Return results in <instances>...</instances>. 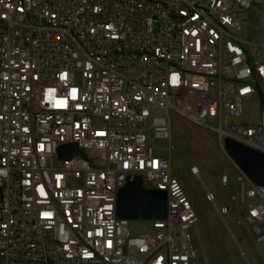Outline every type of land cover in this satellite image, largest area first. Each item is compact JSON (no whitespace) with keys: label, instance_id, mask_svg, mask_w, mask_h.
Instances as JSON below:
<instances>
[{"label":"built area","instance_id":"built-area-1","mask_svg":"<svg viewBox=\"0 0 264 264\" xmlns=\"http://www.w3.org/2000/svg\"><path fill=\"white\" fill-rule=\"evenodd\" d=\"M242 2L0 0V264H208L197 207L171 157L148 145L171 139L172 112L218 136L237 173L219 178L222 206L191 174L242 240L264 243V186L250 187L225 147L264 150V12L251 41ZM257 102V119L239 123ZM73 142L86 158L61 160ZM137 177L167 193V217L134 237L115 198Z\"/></svg>","mask_w":264,"mask_h":264},{"label":"rangeland","instance_id":"rangeland-1","mask_svg":"<svg viewBox=\"0 0 264 264\" xmlns=\"http://www.w3.org/2000/svg\"><path fill=\"white\" fill-rule=\"evenodd\" d=\"M264 12V0H243L240 8L236 10L237 17L242 27V32L251 41H259L262 37L261 13ZM243 118L238 122L254 121L258 117L260 104L245 103ZM172 136L168 141L154 140L149 135L148 145L157 155L171 157L175 177L179 178L186 193L197 207V214L202 220L200 233L206 252L215 255V264H264V243L253 245L243 239V231L236 224L232 213H228V223L237 239L242 240L241 248L246 258L238 253L237 244L229 233L224 240V227L213 205L205 199V191L198 180L191 174V168L200 169L203 182L212 192L222 206L224 190L219 178L227 168L229 178L235 179L237 173L233 164L223 154L218 136L203 127H200L175 112L171 113ZM191 181V185L189 184ZM151 185L146 184L148 188ZM196 195V196H195ZM233 186L228 187V202L233 205ZM201 204V205H200ZM222 208V207H220ZM207 217V220H206ZM154 221L138 219L130 220V233L134 237L152 234ZM200 254L203 251L200 250ZM210 264H214L213 257H209Z\"/></svg>","mask_w":264,"mask_h":264},{"label":"water","instance_id":"water-1","mask_svg":"<svg viewBox=\"0 0 264 264\" xmlns=\"http://www.w3.org/2000/svg\"><path fill=\"white\" fill-rule=\"evenodd\" d=\"M225 147L251 181L264 186V155L231 140L225 142ZM57 152L61 160H70L79 153L86 158V154L80 152L76 145L61 146ZM117 217L125 220H165L167 193L161 190L146 189L143 179L137 177L119 191Z\"/></svg>","mask_w":264,"mask_h":264},{"label":"bare ground","instance_id":"bare-ground-1","mask_svg":"<svg viewBox=\"0 0 264 264\" xmlns=\"http://www.w3.org/2000/svg\"><path fill=\"white\" fill-rule=\"evenodd\" d=\"M73 145H76L78 147V149H80V142H73ZM243 145V144H241ZM252 150L259 152L261 154L264 155V150L263 149H259V148H252ZM231 159H233L231 157ZM129 181H123L122 182V188L128 183ZM250 187H260V185H257L256 183H254L253 181H251L250 179ZM119 188V191L122 189ZM0 191H2V184H0ZM117 201H118V197L115 198V207L117 210ZM213 210L215 212L218 213L220 218H225V215H228L229 213V208H220V207H215L213 208ZM190 264H206V260L204 259H196V260H190Z\"/></svg>","mask_w":264,"mask_h":264},{"label":"crops","instance_id":"crops-1","mask_svg":"<svg viewBox=\"0 0 264 264\" xmlns=\"http://www.w3.org/2000/svg\"><path fill=\"white\" fill-rule=\"evenodd\" d=\"M215 258H216V257H213V262H214V264H215ZM208 262H209L208 264H210L209 259H208Z\"/></svg>","mask_w":264,"mask_h":264},{"label":"snow or ice","instance_id":"snow-or-ice-1","mask_svg":"<svg viewBox=\"0 0 264 264\" xmlns=\"http://www.w3.org/2000/svg\"><path fill=\"white\" fill-rule=\"evenodd\" d=\"M73 91H75V90H73Z\"/></svg>","mask_w":264,"mask_h":264}]
</instances>
